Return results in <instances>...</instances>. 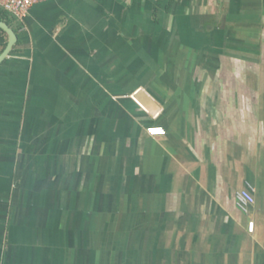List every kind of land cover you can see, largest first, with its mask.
<instances>
[{
    "label": "crops",
    "instance_id": "crops-1",
    "mask_svg": "<svg viewBox=\"0 0 264 264\" xmlns=\"http://www.w3.org/2000/svg\"><path fill=\"white\" fill-rule=\"evenodd\" d=\"M10 20L0 264H264V0H48Z\"/></svg>",
    "mask_w": 264,
    "mask_h": 264
},
{
    "label": "built area",
    "instance_id": "built-area-1",
    "mask_svg": "<svg viewBox=\"0 0 264 264\" xmlns=\"http://www.w3.org/2000/svg\"><path fill=\"white\" fill-rule=\"evenodd\" d=\"M48 0H0V9L4 10L12 17L17 20L23 19L32 6L43 3ZM146 133L150 137H162L165 135V131L162 128H148L146 129ZM253 189L248 186L235 195V202L242 212H246L248 207L254 203V197L252 195ZM253 223L248 224V231L252 232Z\"/></svg>",
    "mask_w": 264,
    "mask_h": 264
},
{
    "label": "water",
    "instance_id": "water-1",
    "mask_svg": "<svg viewBox=\"0 0 264 264\" xmlns=\"http://www.w3.org/2000/svg\"><path fill=\"white\" fill-rule=\"evenodd\" d=\"M0 29L6 34L7 36V44L3 50V52L0 54V63L9 55L12 47L17 42V36L14 30L9 27L5 22H0ZM135 99V97H134Z\"/></svg>",
    "mask_w": 264,
    "mask_h": 264
},
{
    "label": "trees",
    "instance_id": "trees-1",
    "mask_svg": "<svg viewBox=\"0 0 264 264\" xmlns=\"http://www.w3.org/2000/svg\"><path fill=\"white\" fill-rule=\"evenodd\" d=\"M12 16L5 12L4 10L0 9V22H5L9 27L11 26V18ZM14 18V17H13ZM7 37L6 34L0 29V48L4 49L6 46Z\"/></svg>",
    "mask_w": 264,
    "mask_h": 264
}]
</instances>
